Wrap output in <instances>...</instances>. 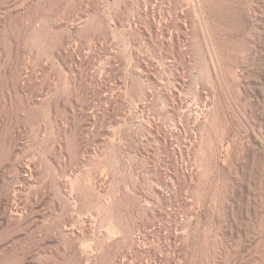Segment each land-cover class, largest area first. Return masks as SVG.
I'll list each match as a JSON object with an SVG mask.
<instances>
[{
	"label": "rangeland",
	"instance_id": "obj_1",
	"mask_svg": "<svg viewBox=\"0 0 264 264\" xmlns=\"http://www.w3.org/2000/svg\"><path fill=\"white\" fill-rule=\"evenodd\" d=\"M0 264H264V0H0Z\"/></svg>",
	"mask_w": 264,
	"mask_h": 264
},
{
	"label": "bare ground",
	"instance_id": "obj_2",
	"mask_svg": "<svg viewBox=\"0 0 264 264\" xmlns=\"http://www.w3.org/2000/svg\"><path fill=\"white\" fill-rule=\"evenodd\" d=\"M148 95V93H146L145 92V98L144 99H147L149 96H147ZM147 96V97H146ZM143 99V98H142ZM149 99V98H148ZM139 102H141V101H139ZM199 121V120H198ZM69 178V177H68ZM70 179V178H69ZM68 180V179H67ZM73 181V180H72ZM111 228V227H110ZM114 228V227H113ZM69 229H73V227H70ZM112 230V229H111ZM114 230V229H113ZM113 233V232H112ZM82 251L84 252V253H86V254H89L88 253V248H87V246L85 247V245H83L82 247Z\"/></svg>",
	"mask_w": 264,
	"mask_h": 264
}]
</instances>
